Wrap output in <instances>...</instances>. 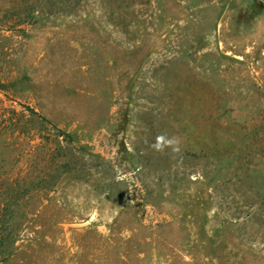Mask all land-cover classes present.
<instances>
[{"label":"rangeland","instance_id":"rangeland-1","mask_svg":"<svg viewBox=\"0 0 264 264\" xmlns=\"http://www.w3.org/2000/svg\"><path fill=\"white\" fill-rule=\"evenodd\" d=\"M0 264H264V0H0Z\"/></svg>","mask_w":264,"mask_h":264},{"label":"clouds","instance_id":"clouds-1","mask_svg":"<svg viewBox=\"0 0 264 264\" xmlns=\"http://www.w3.org/2000/svg\"><path fill=\"white\" fill-rule=\"evenodd\" d=\"M150 147L156 151L163 153L166 149H171L173 152H179L180 141L177 137H169L166 133L156 136L155 141Z\"/></svg>","mask_w":264,"mask_h":264}]
</instances>
